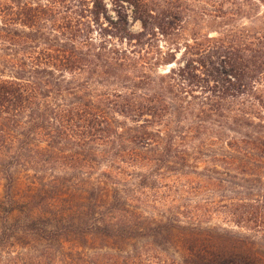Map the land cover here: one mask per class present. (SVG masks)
Listing matches in <instances>:
<instances>
[{
  "label": "trees",
  "instance_id": "16d2710c",
  "mask_svg": "<svg viewBox=\"0 0 264 264\" xmlns=\"http://www.w3.org/2000/svg\"><path fill=\"white\" fill-rule=\"evenodd\" d=\"M0 186V264H264V0H0Z\"/></svg>",
  "mask_w": 264,
  "mask_h": 264
},
{
  "label": "rangeland",
  "instance_id": "374dc122",
  "mask_svg": "<svg viewBox=\"0 0 264 264\" xmlns=\"http://www.w3.org/2000/svg\"><path fill=\"white\" fill-rule=\"evenodd\" d=\"M188 1H190L193 5H197V4H203V0H188ZM193 28V26L192 25H190L189 27H188V29L190 30V29H192ZM135 29H136V27H135ZM201 30H202V32H203V26H202V28H201ZM177 56H179V55H177ZM0 190H1V186H0ZM191 198V200H190V202L193 204V205H195V204H197V203H200V204H202L203 203V193L202 194H198V195H193V196H191L190 197ZM224 222L223 221H221L220 219H214L213 220V224H223ZM259 244H264V241H261L260 240V242H258Z\"/></svg>",
  "mask_w": 264,
  "mask_h": 264
}]
</instances>
